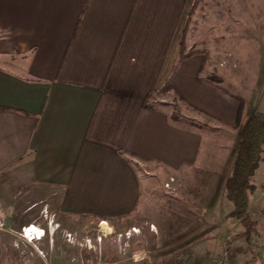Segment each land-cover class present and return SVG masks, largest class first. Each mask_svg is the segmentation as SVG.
<instances>
[{"label": "crops", "instance_id": "crops-1", "mask_svg": "<svg viewBox=\"0 0 264 264\" xmlns=\"http://www.w3.org/2000/svg\"><path fill=\"white\" fill-rule=\"evenodd\" d=\"M189 2L0 0L2 206L23 198L57 214L106 218L111 228L138 221L139 233L163 248L196 231V223L205 230L211 222H227L222 209L210 205L163 202L150 178L162 172L189 176L196 166L227 167L226 140L218 143L212 131L176 119V99L220 124L239 116V101L226 87L233 68H219L221 79L213 84L206 54H181ZM253 71L247 66L242 72ZM259 93L258 87L244 99L237 124L242 131L255 111H264ZM212 139L220 147L215 155L207 148ZM3 217L16 227L37 224L46 233L36 240L44 244L43 256L34 250L23 257L16 227L2 230L1 264L69 263L62 258L65 233L51 223L59 221L48 216L43 226L8 212ZM200 246L204 255L206 244ZM183 253L195 255L189 246ZM172 255L157 264H172Z\"/></svg>", "mask_w": 264, "mask_h": 264}, {"label": "rangeland", "instance_id": "rangeland-1", "mask_svg": "<svg viewBox=\"0 0 264 264\" xmlns=\"http://www.w3.org/2000/svg\"><path fill=\"white\" fill-rule=\"evenodd\" d=\"M180 36L185 52L190 49L189 52L206 54L211 59L212 72L206 75L211 83H219V68H233L226 87L229 94L239 101V106H244V99L251 97L258 87V97H263L264 100V0H190L181 24ZM247 66L254 68L253 73L248 72L247 75L242 72ZM262 103L264 106V101ZM171 105L174 117L181 123L212 131L218 143L220 137L223 141L226 140L227 147L222 161L227 167L222 165L214 171L196 166V169L192 168L189 176L177 173L168 175L165 172L159 176H151L156 193L163 202H196L198 205H210L211 209H222L221 214L227 215V222H211L205 230L198 229L203 224L196 223V231L175 237L170 245L172 248H163L155 239L139 233L138 221L128 228H111V223L106 218L71 213L57 214L53 208L43 207L42 202L32 205L33 202H25L21 198L20 202H5L4 206L1 203L0 213L5 228L17 225L6 222L3 217L5 212L15 220L31 218L43 226L48 225V216L52 221L56 219L60 223H51L65 233L67 241L63 246L62 258L66 256L68 264H157L164 254L171 252L172 258L176 259L172 264H219L225 247L232 251L233 258L236 259L233 264H249L252 259L255 264H264V159L253 176L255 191L250 196L248 208V214L253 220L252 240L249 244L245 227L233 216V205L226 199V180L231 173L242 135L241 126H237L238 118L233 123L220 124L214 121L210 113L188 106L181 100L176 99ZM215 139L207 146L212 149V155L220 149ZM208 151L206 149L205 153ZM170 177L175 180L171 187H167L166 182ZM216 213L219 214V211ZM101 221L107 222V233L106 230L103 232ZM135 227L138 232L133 231ZM16 229L21 231L22 225ZM203 242L206 244L204 255L200 253V244ZM16 245L23 257H27L34 250L40 256L44 254V244L41 242L35 241L32 244L19 238ZM188 246L195 251L194 256L183 253ZM8 255L7 257L12 258V254ZM167 259L168 256L165 258L166 262Z\"/></svg>", "mask_w": 264, "mask_h": 264}, {"label": "trees", "instance_id": "trees-1", "mask_svg": "<svg viewBox=\"0 0 264 264\" xmlns=\"http://www.w3.org/2000/svg\"><path fill=\"white\" fill-rule=\"evenodd\" d=\"M194 52L185 53L181 45V54L187 57ZM243 104L239 108L240 120ZM264 112L255 111L246 121L236 151L232 170L226 181L227 198L233 204L236 219L245 227L247 242L252 240V223L248 208L251 194L255 191L253 176L264 157Z\"/></svg>", "mask_w": 264, "mask_h": 264}, {"label": "built area", "instance_id": "built-area-1", "mask_svg": "<svg viewBox=\"0 0 264 264\" xmlns=\"http://www.w3.org/2000/svg\"><path fill=\"white\" fill-rule=\"evenodd\" d=\"M174 180H175L174 177H170L169 180L166 182V186L171 187V183L174 182ZM0 210H1V203H0ZM101 224H102V221H101ZM33 226L35 228H38L37 224L31 223V224L23 226L22 230L19 231V235L23 239H25L27 242L32 243V244H34L36 240L41 239L45 235L44 234L45 229H41L42 234H39V232L36 231L35 228H33ZM3 229H5V222L0 213V230H3ZM68 236H71V234H68ZM233 263H234V258H233L232 251L229 248L225 247L224 251L221 254V259H220L219 264H233Z\"/></svg>", "mask_w": 264, "mask_h": 264}, {"label": "bare ground", "instance_id": "bare-ground-1", "mask_svg": "<svg viewBox=\"0 0 264 264\" xmlns=\"http://www.w3.org/2000/svg\"><path fill=\"white\" fill-rule=\"evenodd\" d=\"M102 227H103V232H104L105 230H106L105 233H107V232L109 231V226H108V224H107L106 221H103V222H102ZM33 228H35V227L33 226ZM35 230L38 231L39 234H42L40 228H35ZM133 231H134V232H138L139 230H138V228H135Z\"/></svg>", "mask_w": 264, "mask_h": 264}, {"label": "clouds", "instance_id": "clouds-1", "mask_svg": "<svg viewBox=\"0 0 264 264\" xmlns=\"http://www.w3.org/2000/svg\"><path fill=\"white\" fill-rule=\"evenodd\" d=\"M49 232V231H48ZM46 233V230L44 231V234Z\"/></svg>", "mask_w": 264, "mask_h": 264}]
</instances>
